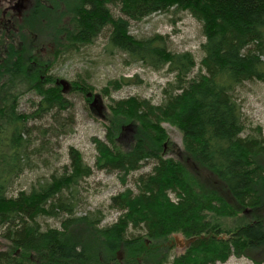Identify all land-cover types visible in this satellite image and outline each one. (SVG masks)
Here are the masks:
<instances>
[{
	"label": "trees",
	"instance_id": "trees-1",
	"mask_svg": "<svg viewBox=\"0 0 264 264\" xmlns=\"http://www.w3.org/2000/svg\"><path fill=\"white\" fill-rule=\"evenodd\" d=\"M109 4L119 5L122 15L115 17ZM171 9L189 11L202 23L206 41L197 72L192 52L170 50L162 35L137 38L130 32L132 21ZM37 14V19L24 18L8 43L7 80L0 82L5 93L0 97V225L10 242L9 250H0V264H217L232 255L264 261V134L261 128L246 132L236 98L245 82L264 81V0H38ZM108 27L111 50L156 71L167 68L174 79L164 88L161 105L132 97L111 106L107 142L96 140L95 166L119 170L124 177L144 161L154 160V167L137 179V192L113 197L120 216L101 226L102 211L75 213L78 185L93 172L77 149H71V164L63 173L17 196L10 190L32 168L29 120L54 113L65 129L62 113L71 107L57 79L45 76L52 62L43 58L44 49L32 46L49 42L54 55L72 53ZM77 88L91 100L90 85ZM29 89L40 99L31 114L20 113L19 97ZM162 121L183 134L175 157H165L170 141ZM125 124L133 136L128 146L120 138ZM239 214L249 222L233 229L222 225V218ZM43 217H61L63 230L44 229ZM78 224L93 230V246L70 231ZM130 226L146 233L128 237ZM175 235L195 240L172 256ZM121 247L127 254L123 262L116 253Z\"/></svg>",
	"mask_w": 264,
	"mask_h": 264
},
{
	"label": "rangeland",
	"instance_id": "rangeland-1",
	"mask_svg": "<svg viewBox=\"0 0 264 264\" xmlns=\"http://www.w3.org/2000/svg\"><path fill=\"white\" fill-rule=\"evenodd\" d=\"M58 5L65 8L61 3ZM109 6L115 17L122 15L119 5L109 4ZM65 15H63L64 23H68L69 17ZM130 32L137 38L162 35L166 38L170 50L192 52L197 61L195 72L200 70L204 57L202 44L206 41V37L202 23L189 11L171 9L152 14L140 21H132ZM109 34V27L105 28L93 43L84 45L75 52L61 55H54L55 47L52 48L49 42L38 44L37 47L44 49L43 58L52 62L45 76L68 82L64 95L70 101L71 107L62 113V118L66 119L65 129L58 127L59 123L54 113L29 120L28 126L33 128L32 149L35 150L32 155V168L25 170L15 180L10 190L11 196H17L21 191L29 192L34 185L46 181L53 173H63L65 166L71 164V149H77L82 154L83 160L93 168V172L78 185L79 202L75 213L76 216H82L100 210L105 215L101 226L116 222L120 216V211L113 207V197L127 190L137 192V179L151 172L154 167V160L150 159L144 161L137 171L124 177L123 172L119 170L109 171L95 166L98 156L96 140L107 142L108 128L114 117L111 106L117 101L132 97L147 100L153 105H161L164 100L163 90L167 83L174 79V74L167 68L156 71L141 62L130 61L128 56L119 50H111L108 46ZM54 84L53 81L47 83V87ZM81 84L90 85L93 93H99L101 104L91 107L93 100H89L84 92L77 88ZM3 92L4 90L0 89V97L5 95ZM236 98L242 107L246 132L261 128L264 134V81L245 82L238 87ZM39 99L37 91L29 89L19 97L17 110L20 113L31 114ZM129 125L123 126L124 133L120 137L121 143L126 146L132 143L133 137L131 131L127 129ZM55 126L58 127V131L55 130ZM161 126L170 141L165 149V157H175L183 146V134L169 121H162ZM46 129L48 131L43 134V130ZM70 129L71 131H68ZM170 196L176 200L174 193ZM249 220L250 218L245 214H239L235 217L222 218L221 221L225 228L233 229ZM40 221L44 229L63 230L61 217L59 219L43 217ZM3 230L0 225V250H9L10 242L2 235ZM70 231L81 241L85 238L83 241L86 246H93L91 244V241L95 240L93 230L88 226L78 224ZM145 233L144 229H136L132 226L128 229V237ZM70 236L68 233L67 237ZM172 240L174 242L170 249L172 256L183 253L184 248L178 245L184 242L183 237L179 236L178 242L173 238ZM147 246H150V242H147ZM116 251L117 257L120 256L118 260L123 262L127 258L126 251L122 247ZM34 257L35 255L32 258L30 256V259L36 261L37 258ZM217 264L257 263L247 256L232 255L225 262H217ZM260 264H264V261Z\"/></svg>",
	"mask_w": 264,
	"mask_h": 264
},
{
	"label": "flooded vegetation",
	"instance_id": "flooded-vegetation-1",
	"mask_svg": "<svg viewBox=\"0 0 264 264\" xmlns=\"http://www.w3.org/2000/svg\"><path fill=\"white\" fill-rule=\"evenodd\" d=\"M37 13L38 0H0V82L3 83L7 78L6 64L10 62L6 59L10 47L8 43L19 34L24 18L35 16L34 19H37ZM32 48L38 49L37 44ZM31 62L36 64L35 59Z\"/></svg>",
	"mask_w": 264,
	"mask_h": 264
},
{
	"label": "water",
	"instance_id": "water-1",
	"mask_svg": "<svg viewBox=\"0 0 264 264\" xmlns=\"http://www.w3.org/2000/svg\"><path fill=\"white\" fill-rule=\"evenodd\" d=\"M56 83L61 85L63 87V91L65 92V90H67L68 88V82H66L65 80H59L57 79L56 80ZM89 97H92L93 98V101H92V104H91V107H96L98 104H101L100 102V99H101V95L99 93H89L88 94ZM178 237L179 236H176V240L178 241ZM195 239L192 238V239H184V242L182 244H178L180 247H187L190 245L191 242H193ZM118 258L120 259V256H118Z\"/></svg>",
	"mask_w": 264,
	"mask_h": 264
},
{
	"label": "bare ground",
	"instance_id": "bare-ground-1",
	"mask_svg": "<svg viewBox=\"0 0 264 264\" xmlns=\"http://www.w3.org/2000/svg\"><path fill=\"white\" fill-rule=\"evenodd\" d=\"M176 236V235H175Z\"/></svg>",
	"mask_w": 264,
	"mask_h": 264
}]
</instances>
